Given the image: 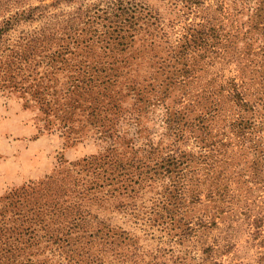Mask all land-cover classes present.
<instances>
[{"label": "trees", "instance_id": "obj_1", "mask_svg": "<svg viewBox=\"0 0 264 264\" xmlns=\"http://www.w3.org/2000/svg\"><path fill=\"white\" fill-rule=\"evenodd\" d=\"M169 1L199 15V21L185 23L165 57L151 49L162 80L147 88L154 95L150 101L163 105L160 121L171 140L164 147L162 141H147L135 148L125 138L117 142L114 127L128 115L139 132L135 115L140 112L134 111V104L122 107L114 88L122 69L129 67L126 56L135 37L142 33L154 40V48L156 39L164 38L174 24H165L141 0H0V88L19 94L24 105L35 102L44 116L51 109L50 84L56 77L66 81L64 92L59 91L65 99L103 98L88 108L100 119L97 133L109 145L104 154L70 163L66 170L1 198L0 264H106V252L119 264H264V212L257 205L262 199H252L264 189V0H218L214 11L207 7L211 17L201 10L203 0ZM191 61L208 67L233 65L236 74L201 81L191 90L198 80ZM172 87L183 91L181 107L164 104ZM137 89L139 102L148 98L146 88ZM224 103L229 109L221 117ZM220 119L227 133L217 139L210 124ZM184 130L191 133L195 152L175 146L185 139ZM72 133L65 128L67 139ZM218 148L244 157L236 176H221L225 169L215 174ZM158 181L166 182L164 189L148 210L125 205L132 207L134 223L157 227L169 237L167 248L157 254H144L132 236L83 207L84 199L102 187L134 200ZM206 182L202 201V192L193 187ZM245 184L250 185L240 190ZM195 204L204 206L196 216L188 212ZM226 222L228 237L221 236L219 228ZM238 223L246 226L250 254L231 240ZM212 231L220 232L203 241ZM186 243L196 245L164 258ZM232 249L236 254L224 260Z\"/></svg>", "mask_w": 264, "mask_h": 264}, {"label": "rangeland", "instance_id": "obj_2", "mask_svg": "<svg viewBox=\"0 0 264 264\" xmlns=\"http://www.w3.org/2000/svg\"><path fill=\"white\" fill-rule=\"evenodd\" d=\"M141 1L149 9L156 11L165 24L169 22L174 24L172 27L174 29H167L165 27L167 34L162 39H156V46L154 48L150 47L151 41L154 40L145 37L142 33L135 37L133 48L126 56L129 67L122 69L123 73L114 88V93H117L119 96L122 107L128 109L134 104V111L140 112L135 115L140 119V131H136L137 128L132 124V118L127 115L117 120L118 122L114 127L115 139L120 143L121 141L123 142L124 138L130 140L136 145L135 148L143 146L142 143L147 141H151L155 145L162 141L160 146L164 147L166 143L169 144L171 138L164 136V133L167 132L163 129L160 121L163 114V105L159 104V101L156 102L158 104L150 101L154 98V95H150L151 92L149 93V88H147L148 85H156L162 80L157 61L153 58L152 54L158 53L159 57H165L168 47L173 44L177 34H179L185 23H197L199 15L187 14L181 11L179 7L172 5L169 0ZM217 1L203 0L204 4L201 6V10L204 9V13L210 16L213 13L211 10H207V7L213 10L218 3ZM201 10L199 14H201ZM216 13L218 14V11ZM151 49H153V53H150ZM190 63L194 64V66L192 65V69H194L193 75L198 78L190 86L191 90L195 89L201 81L204 83L216 76L228 79L236 74L233 72V65L224 67L216 63L214 66L208 67L202 63H194L193 61ZM221 77H217V80H220ZM134 84H136V91L133 94L132 88H134ZM50 85H53L54 91L48 116L43 115L35 102L24 105V101L19 94L13 91L10 92L3 87L0 88V203L2 201L1 198L7 192L22 186L37 184L44 178L56 174V172L66 170L70 163L104 154L109 147L104 141L106 139L97 133L101 125L100 119L98 120V117L92 115L91 108H88L97 102L104 101V99L98 98L94 101L96 96H73L72 98L68 96L65 99L59 93V91L64 92V89L67 87L65 79L62 77H56ZM137 88L141 91H144L146 88L145 92L148 91L149 94H145L148 98L142 99L139 102ZM172 88L167 91L168 94L164 99V104L169 107H181L178 105V102L182 97L183 91L180 88H174L170 93ZM155 97L157 98V96ZM223 106L224 109L221 117L229 109L227 103H224ZM215 121L210 124V127L213 128L212 133L218 135L217 139L224 138L223 134L226 135L227 133L226 126L223 124L224 122L221 119ZM63 127L72 129L73 133L70 138L67 139L64 135L65 128L63 129ZM184 132L185 139L177 141L175 146L179 150L195 152L197 148L193 143L191 133L189 130H184ZM77 136H80V138L72 142L73 138ZM120 143L115 144L118 146L117 150L123 152L125 147L119 145ZM223 150L218 148L215 153L219 160L214 165L216 166L214 168L215 174L225 169L221 176L224 177L231 174L236 176L243 167L244 157L230 148H223ZM231 151H234L233 154ZM165 183L158 181L151 187L143 188L137 195L139 198L137 197L134 200L129 199L127 195L121 192L111 194L113 188L102 187L93 196L84 199L83 207L89 210L91 215L95 216L97 220L106 223L113 229L125 231L132 236L144 254H157V251L161 248H167L166 242L169 240V237L157 227L152 228L142 222L134 223L133 217L129 214V210L132 207L125 209V205L133 203L135 205L134 208L138 210H148L151 207V203L162 194ZM207 184L206 182L196 188L193 187V189L202 192L200 195L202 201H205ZM249 185H240V190L244 191ZM258 197L262 199V202H257V205L264 212L263 188L252 199H258ZM203 204L205 205V202ZM203 209L204 206L195 204L191 206L188 212L196 216L201 214ZM226 226L227 222L223 225L219 224V228L222 231H212L210 234L202 237L203 241L210 242L219 232L221 236L225 235L228 237L229 234L227 235L224 232ZM233 226L236 225L233 224ZM238 226L240 227L233 234L231 240L235 241L236 248L245 249V252L250 254L247 249L250 247L251 240H249L250 238L246 234V226L240 225V223H238ZM194 244L186 243L182 248L177 247L173 253L167 254L164 258H170V255L175 257L186 246H189L190 249ZM94 250L100 249L95 246ZM234 254L236 252L232 249V251L226 254L227 256L224 257V260H230ZM103 256L106 259V264H119L107 252Z\"/></svg>", "mask_w": 264, "mask_h": 264}]
</instances>
